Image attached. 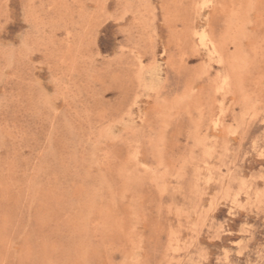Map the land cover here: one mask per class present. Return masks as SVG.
Returning <instances> with one entry per match:
<instances>
[{
  "label": "rangeland",
  "instance_id": "1",
  "mask_svg": "<svg viewBox=\"0 0 264 264\" xmlns=\"http://www.w3.org/2000/svg\"><path fill=\"white\" fill-rule=\"evenodd\" d=\"M0 264H264V0H0Z\"/></svg>",
  "mask_w": 264,
  "mask_h": 264
},
{
  "label": "bare ground",
  "instance_id": "2",
  "mask_svg": "<svg viewBox=\"0 0 264 264\" xmlns=\"http://www.w3.org/2000/svg\"><path fill=\"white\" fill-rule=\"evenodd\" d=\"M206 1V0H205ZM208 1V0H207ZM207 3V2H206ZM203 5V4H202ZM207 8V7H206ZM208 9V8H207ZM203 12V11H202ZM209 18V17H208ZM208 18H206V20L208 19ZM181 59V58H180Z\"/></svg>",
  "mask_w": 264,
  "mask_h": 264
}]
</instances>
